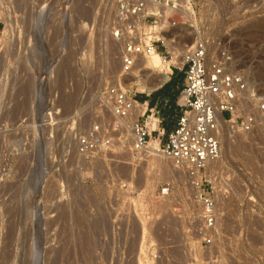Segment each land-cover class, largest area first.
<instances>
[{
  "label": "rangeland",
  "instance_id": "obj_1",
  "mask_svg": "<svg viewBox=\"0 0 264 264\" xmlns=\"http://www.w3.org/2000/svg\"><path fill=\"white\" fill-rule=\"evenodd\" d=\"M44 1L0 0V19L15 16L22 23L20 48L13 45V27L0 37V264H138L139 258L143 264H185L193 249L196 256L200 253L191 233L185 183L171 165L166 164L169 174L147 189L129 178V159L122 151L87 158L77 152L83 127L108 116L105 89L121 84L118 47L108 30L111 4L71 1L61 23L59 7L65 0H53L48 10L42 8L37 29ZM192 1L211 51L225 49L232 71L264 91V0ZM62 28L64 58L58 57ZM30 31L34 39L28 48ZM188 42L177 46L183 50ZM174 63L180 59L168 65ZM171 71L172 79L178 70ZM152 91H136L137 98L148 94L151 99ZM224 128L221 136L232 145L222 137L220 158L209 167L216 171L215 179L264 182V123L251 132ZM123 180L134 193H124L119 186ZM171 180L169 197L151 195ZM224 223L229 233L221 263L252 264L257 245L264 243V213ZM151 240L160 259L146 256Z\"/></svg>",
  "mask_w": 264,
  "mask_h": 264
},
{
  "label": "built area",
  "instance_id": "obj_2",
  "mask_svg": "<svg viewBox=\"0 0 264 264\" xmlns=\"http://www.w3.org/2000/svg\"><path fill=\"white\" fill-rule=\"evenodd\" d=\"M107 1L113 10L108 30L118 47L120 76L130 73L153 52L159 53L164 63L171 60L173 54L168 44L187 39L186 33L176 31L180 26L195 30L182 53V61L168 65L170 72L164 81L170 79L173 68L183 73L176 98L180 113L175 126L166 132L156 108L140 101L135 90L129 94L118 84L109 85L103 93V107L108 116L96 117L83 127L77 135V152L87 158L106 153L118 155L121 148L129 159L127 165L134 169L150 158L169 161L185 183L191 233L200 253L196 256L193 249L185 264H222L220 254L225 253L229 233L224 220L240 219L243 215L259 218L264 213V182L215 179L216 171L209 167L221 155L219 120L232 129L253 131L264 123V91H259L257 85H249L240 72L232 71L231 58L225 49L211 51L206 29L195 21L192 0ZM59 10L60 22L64 23L69 2L62 3ZM21 24L15 16L10 21L0 19V37L5 29L13 27L12 40L17 49ZM61 33L62 49L58 57H63L65 49V29ZM33 39L30 31L28 48L32 47ZM47 118L51 119L50 112ZM173 184V180L168 181L151 195L165 199L172 194ZM119 186L126 194L134 193V187L127 181H121ZM239 233H243L240 228ZM261 244L251 257L252 264H264V243ZM146 254L151 260L160 259L153 240L147 243Z\"/></svg>",
  "mask_w": 264,
  "mask_h": 264
},
{
  "label": "bare ground",
  "instance_id": "obj_3",
  "mask_svg": "<svg viewBox=\"0 0 264 264\" xmlns=\"http://www.w3.org/2000/svg\"><path fill=\"white\" fill-rule=\"evenodd\" d=\"M52 1L53 0H45L44 1V3L42 4V7H41V9H40V11L38 12V14H37V20H36V22H35V24H34V27H36L37 29L39 28V26L38 25H41L40 24V22L38 21L39 19H38V17H40V13L43 11V9L42 8H45L46 10H48L49 8H50V6H51V3H52ZM71 1H77V0H65V3L66 2H69V4H70V2ZM80 1V0H79ZM48 7V8H47ZM45 9H44V11L43 12H45ZM46 20V19H45ZM44 20V21H45ZM190 21H192V20H190ZM32 26V25H31ZM33 29V28H32ZM176 32H179L180 34L181 33H186L185 34V36L187 37V42L189 41L190 42V40H191V37L194 35V33H195V30L194 29H189L187 26H180V28L176 31ZM173 34V32L170 34V35H172ZM168 38H170V36H167ZM183 42V41H182ZM188 42V43H189ZM180 44V43H179ZM179 44H178V46H179ZM187 45V44H186ZM185 45V46H186ZM189 45V44H188ZM177 46V43L176 44H168V49H169V51L170 52H172V54H173V57H172V60H169V61H167V62H163V60H162V57H161V55L159 54V53H157V52H153L151 55H149L148 57H146V58H144V59H142L141 61H140V63H138L137 65H136V67H134L132 70H131V72L130 73H128V74H126V75H122V76H120V82H121V84H118L120 87H121V89L122 88H126V89H134L135 91H138V92H144V91H147V90H154V89H156V88H158L159 86H161V84L166 80V78H167V76L166 75H168V73L170 72V69L168 68V62L170 63L171 61L172 62H174L175 60L176 61H178L179 59H180V62L182 61V58H181V56H182V53L184 52V50H185V48L183 49V50H180V48ZM181 48H183L182 47V45L180 46ZM63 56H65V55H63ZM66 57V56H65ZM61 58V57H60ZM64 58V57H63ZM69 59V58H68ZM62 60V59H61ZM60 60V61H61ZM119 60V59H118ZM64 62H66L67 61V59H65V60H63ZM70 61V60H69ZM72 61V60H71ZM61 63H62V61H61ZM69 62L67 61V64H68ZM63 65H64V67H65V65L66 64H64L63 63ZM62 66V65H61ZM53 67V66H52ZM63 67V66H62ZM61 67V68H62ZM68 67V66H67ZM66 67V68H67ZM71 68V67H70ZM68 69H69V67H68ZM50 70H51V68H50ZM67 70V69H66ZM63 71V70H62ZM20 86H22V85H20ZM19 88V87H18ZM22 88V87H21ZM124 90V89H123ZM24 91V90H23ZM126 91V90H125ZM45 97V96H44ZM68 98V97H67ZM66 98V99H67ZM63 99V98H62ZM44 101V100H43ZM22 102V101H21ZM63 102V101H62ZM64 102H66V104H68V100H64ZM63 102V104H65ZM45 103V102H44ZM61 103V102H60ZM18 105H19V103H18ZM19 107V106H18ZM65 107V106H64ZM67 107V106H66ZM53 113V112H52ZM263 124V123H262ZM219 126H220V134H221V132H227V130L224 128V123L221 121V120H219ZM260 127H262V126H260ZM257 128V127H256ZM231 130H236V129H232V128H230L229 129V131L228 132H230ZM257 130V129H256ZM232 131V132H233ZM235 133V132H234ZM225 134V133H224ZM222 135V134H221ZM236 135V134H235ZM226 136V135H225ZM222 137H224V135L223 136H221V139H222ZM225 138V139H224ZM223 139H224V141L223 142H225V140H226V145H228L230 142H229V139L227 138V137H224ZM230 138V137H229ZM233 138V137H232ZM228 139V140H227ZM234 139V138H233ZM68 140V139H67ZM239 141V139H237V143H239L238 142ZM222 142V143H223ZM242 142V141H241ZM234 143V142H233ZM236 143V144H237ZM154 144V143H153ZM231 144V143H230ZM155 145V144H154ZM232 145V144H231ZM237 145H239V144H237ZM230 146V145H229ZM229 146H226V148L228 147L229 149H230V147ZM242 146V145H241ZM241 148V147H240ZM232 149V148H231ZM236 149V148H235ZM119 151H123V150H121V148L120 149H118ZM234 150V149H233ZM239 150V149H238ZM236 151H237V149H236ZM242 152V151H241ZM162 159V158H161ZM161 159H159V158H150V159H147L146 160V163L145 164H143V166H142V169L143 170H138L139 172L138 173H136L135 174V172H136V170L134 169V167L132 166V167H130V168H128L129 170H130V175H129V178L130 179H132V178H136V181L138 182V183H142L143 182V184L145 183V185H144V188L146 187L147 189H149V188H152L153 186H154V183H155V180H157V179H161V178H163V177H166L168 174H169V171H168V165H166L167 163H169V161H167V160H165V159H163V160H161ZM163 163H165V164H163ZM123 164H124V162H123ZM170 164V163H169ZM121 165V164H120ZM166 165V166H165ZM171 165V164H170ZM115 166V165H114ZM123 166V165H122ZM121 166V167H122ZM120 167V166H119ZM120 167V169L119 170H123V168H121ZM126 167H128V166H126ZM140 167V166H139ZM170 167V166H169ZM172 167V166H171ZM139 169H141V167L139 168ZM170 169V168H169ZM173 169V168H172ZM121 170V171H122ZM135 172H134V171ZM213 170V169H212ZM133 171V172H132ZM28 182V181H27ZM41 183V182H40ZM129 184H131V183H129ZM142 185V184H141ZM142 193V192H141ZM140 194V193H139ZM142 195V194H141ZM140 195V196H141ZM135 198H138V197H135ZM138 199H140V198H138ZM138 199H136V201H134V202H137V200ZM179 200H180V198H179ZM183 200V199H182ZM138 203H139V201H138ZM138 203H137V205H138ZM140 204V203H139ZM142 204V203H141ZM136 205V206H137ZM185 205H186V203H185ZM135 206V205H134ZM141 207V206H140ZM64 209V208H63ZM142 209V208H141ZM145 216V215H144ZM138 217H140V215L138 216ZM146 217V216H145ZM144 217V218H145ZM140 219V218H139ZM141 220V225H142V227H141V229H142V234H145V225H144V220H142V218L140 219ZM142 236H144V235H142ZM143 238V237H142ZM142 241V240H141ZM142 245V244H141ZM143 246V245H142ZM142 246H141V248H142ZM140 250H142V249H140ZM143 251V250H142ZM138 264H143L142 263V261L140 260V258H139V260H138Z\"/></svg>",
  "mask_w": 264,
  "mask_h": 264
},
{
  "label": "crops",
  "instance_id": "obj_4",
  "mask_svg": "<svg viewBox=\"0 0 264 264\" xmlns=\"http://www.w3.org/2000/svg\"><path fill=\"white\" fill-rule=\"evenodd\" d=\"M168 81L162 83L161 86H159L158 88H156V89H154L152 91V98H151L153 100V104L152 105L149 104L151 99L146 97V95L141 96L142 99H139L140 101H144V100L147 101L149 106H152V107L154 106L156 108V112H157L158 105H161V107H165V106L168 107L170 105L172 106L171 115H170V118H169L170 123H171L169 125V129L163 124L164 118L159 116L162 119V126L165 128L166 132H169L175 126L176 119H177V117H178V115L180 113V109H179V107L177 106V103H176V98L177 97L175 96L174 101H171L172 99H171V97L169 95L165 96V94H166L165 88L167 87ZM182 83H183V73H182L181 81H180L179 85L176 87V90L179 91L181 89Z\"/></svg>",
  "mask_w": 264,
  "mask_h": 264
},
{
  "label": "trees",
  "instance_id": "obj_5",
  "mask_svg": "<svg viewBox=\"0 0 264 264\" xmlns=\"http://www.w3.org/2000/svg\"><path fill=\"white\" fill-rule=\"evenodd\" d=\"M181 78H182V72H176V75L170 80L168 81V84H167V87L165 88V91H166V94L165 96H170L171 97V101H174L175 99V96L177 97L179 91L176 90V87L179 85L180 81H181ZM174 103V102H173ZM149 104H153V100L151 99ZM171 108L172 106H165V107H161V105H158V108H157V113L160 117H163L164 118V122L163 124L169 129V125L171 124L170 123V115H171Z\"/></svg>",
  "mask_w": 264,
  "mask_h": 264
}]
</instances>
